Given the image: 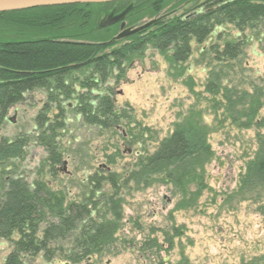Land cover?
Returning <instances> with one entry per match:
<instances>
[{"label":"trees","instance_id":"1","mask_svg":"<svg viewBox=\"0 0 264 264\" xmlns=\"http://www.w3.org/2000/svg\"><path fill=\"white\" fill-rule=\"evenodd\" d=\"M174 2H194L196 6L187 15L156 17L160 9ZM109 11L115 16L122 13L121 20L130 27L142 24L146 18L154 23L117 40L119 23L104 27L100 20ZM262 19L264 0H126L1 12L0 126L10 109L24 104L31 93L40 91L47 99L34 119V136L20 133L12 139L0 140V239L19 236L14 251L2 264H22L24 258L38 254L53 264V242L80 229L71 250L73 255L69 257L79 264L83 259L102 254L113 244L119 230L122 199L114 198L118 195V180L113 173L91 180L96 181L95 192L104 181H109L116 190L106 204L114 214L112 218L104 219L102 215L94 219L93 195L81 203L69 200L40 179L29 182L18 166L30 144L36 142L47 153L42 161L47 173L55 175L62 156L60 132L69 120L63 109L65 102L76 101L74 110L84 124L107 134L125 126L131 143L145 147L150 130L133 123L130 112L116 106L107 82L121 80L127 65L142 59L150 48L164 56L170 53L166 56L170 70H180L192 54V42L202 44L216 29L226 25L245 31ZM243 45V41H227L216 51L217 60L236 61L243 55ZM215 81L219 79L208 82L205 89L213 96L221 92ZM255 90L251 95L242 91L229 95L226 90L225 113L232 115L234 111L238 115L234 121L257 115L261 104L256 94L259 90ZM54 109L57 113L51 117ZM209 135V126L199 113L192 112L175 123L173 132L162 139L152 154L138 157L125 184L130 181L149 187L166 182L178 194L190 195L195 201L206 188L205 166L214 156ZM257 143L258 148L232 194L234 198L246 200L264 188V132L257 134Z\"/></svg>","mask_w":264,"mask_h":264},{"label":"rangeland","instance_id":"2","mask_svg":"<svg viewBox=\"0 0 264 264\" xmlns=\"http://www.w3.org/2000/svg\"><path fill=\"white\" fill-rule=\"evenodd\" d=\"M193 6L194 2H174L160 9L156 17L187 15ZM112 16L115 15L109 11L100 20L104 23ZM147 21L148 18L141 23ZM235 40L244 42L243 55L232 62L217 60L216 51L227 41ZM191 47L192 54L180 70H170L166 60L170 53L164 56L150 48L142 59L127 65L121 80L107 82L116 106L129 111L133 123L150 130L145 147L131 143L125 126L107 134L84 124L74 110L76 101L70 100L63 105L69 120L60 132L62 156L55 175L47 173L42 163L47 153L36 142L30 144L18 164L29 182L40 179L69 200L81 203L93 195L94 219L102 215L104 219L112 218L107 199L116 190L104 181L95 192L96 181L91 180L116 175L118 195L114 198L122 199L119 230L113 244L102 254L79 264H264V188L246 200L232 195L258 148L257 134L264 132V19L245 31L232 25L222 26L205 42H192ZM217 78L219 82L214 83L221 92L213 96L205 89L208 82ZM255 88L261 104L258 114L234 121L238 115L234 111L232 115L225 113L227 101L223 93L229 90V95L234 91L251 95ZM46 101L42 92L35 91L24 104L11 108L0 126V140L20 133L34 136V119ZM247 102L250 108L251 102ZM192 112L199 113L209 126L208 141L214 152L205 166L206 188L201 195L194 201L190 195L178 194L166 182L149 187L130 181L125 184L138 157L152 154L162 139L173 132L175 123ZM56 113L52 110L51 117ZM79 234L80 229L53 242V264H74L69 257ZM18 239L17 234L11 240L0 239V264L14 251ZM22 264L52 263L38 254L24 258Z\"/></svg>","mask_w":264,"mask_h":264},{"label":"water","instance_id":"3","mask_svg":"<svg viewBox=\"0 0 264 264\" xmlns=\"http://www.w3.org/2000/svg\"><path fill=\"white\" fill-rule=\"evenodd\" d=\"M117 1H126V0H0V13L8 12V11L26 10L36 7H48V6L69 5V4H101V3H110ZM122 17L123 14L112 16L108 18L106 22L103 23V26L107 27L113 25L117 23L119 20H121ZM153 23L154 21H149L143 23L142 25L126 27L125 22H122L120 24V32L115 38L119 40L122 38L132 36L150 27ZM9 121L12 122L13 119H9Z\"/></svg>","mask_w":264,"mask_h":264},{"label":"flooded vegetation","instance_id":"4","mask_svg":"<svg viewBox=\"0 0 264 264\" xmlns=\"http://www.w3.org/2000/svg\"><path fill=\"white\" fill-rule=\"evenodd\" d=\"M122 22H123L122 20H119L117 23H119V25H120Z\"/></svg>","mask_w":264,"mask_h":264}]
</instances>
